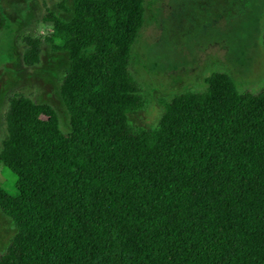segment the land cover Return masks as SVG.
Returning <instances> with one entry per match:
<instances>
[{"label":"trees","instance_id":"1","mask_svg":"<svg viewBox=\"0 0 264 264\" xmlns=\"http://www.w3.org/2000/svg\"><path fill=\"white\" fill-rule=\"evenodd\" d=\"M72 1L69 21L43 17L69 57L70 132L20 95L4 117L13 194L0 187V212L16 233L0 264H264V84L239 92L214 72L135 127L127 116L149 105L129 72L145 0ZM23 42L32 67L40 40Z\"/></svg>","mask_w":264,"mask_h":264},{"label":"rangeland","instance_id":"2","mask_svg":"<svg viewBox=\"0 0 264 264\" xmlns=\"http://www.w3.org/2000/svg\"><path fill=\"white\" fill-rule=\"evenodd\" d=\"M63 4L69 13L63 12ZM143 25L131 48L129 72L149 101L127 116L131 125L153 128L163 113L159 100L201 92L205 78L225 72L241 92L264 84V0H145ZM63 21L72 17V0H0V150L6 137L9 100L23 96L56 113L59 128L69 133L70 118L60 98L69 66L68 54L46 38V12ZM25 39H38L39 61L23 65ZM12 176L0 166V187L12 191ZM16 229L0 212V252Z\"/></svg>","mask_w":264,"mask_h":264}]
</instances>
